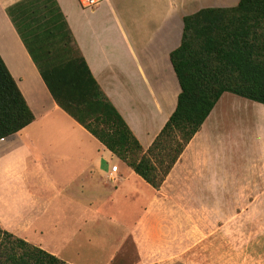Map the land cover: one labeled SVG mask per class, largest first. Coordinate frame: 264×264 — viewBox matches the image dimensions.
<instances>
[{
    "label": "crops",
    "instance_id": "obj_1",
    "mask_svg": "<svg viewBox=\"0 0 264 264\" xmlns=\"http://www.w3.org/2000/svg\"><path fill=\"white\" fill-rule=\"evenodd\" d=\"M228 1L103 0L108 12L84 21L74 11L76 0H0V58L34 116L0 140L1 230L67 264L95 263L81 248L97 232L110 240L111 216L125 218L135 206L124 199L142 196L136 221L117 224L123 228L118 242L136 244L132 230L143 216L173 209L178 200H199L193 208L223 215L230 212L224 200H232V211L240 200L264 196V161L235 160L254 130H261L263 148V105L224 93L153 189L56 104L8 11L23 2H55L93 79L145 154L176 107L180 90L169 55L180 44L183 18L193 14L187 10L239 3ZM250 125L240 143V127ZM150 223L147 230L156 229ZM104 253L110 264L113 254Z\"/></svg>",
    "mask_w": 264,
    "mask_h": 264
},
{
    "label": "trees",
    "instance_id": "obj_2",
    "mask_svg": "<svg viewBox=\"0 0 264 264\" xmlns=\"http://www.w3.org/2000/svg\"><path fill=\"white\" fill-rule=\"evenodd\" d=\"M13 8L11 20L56 104L153 189L224 93L264 106V0H239L232 8H204L183 18L180 44L169 55L180 90L176 107L145 154L93 79L57 6L23 2ZM33 120L0 58V140ZM176 135L181 142L174 153L161 156ZM0 264L67 263L0 229Z\"/></svg>",
    "mask_w": 264,
    "mask_h": 264
},
{
    "label": "rangeland",
    "instance_id": "obj_3",
    "mask_svg": "<svg viewBox=\"0 0 264 264\" xmlns=\"http://www.w3.org/2000/svg\"><path fill=\"white\" fill-rule=\"evenodd\" d=\"M206 3L212 5L215 4V1ZM73 4L78 18L84 21L90 20L101 12L102 14L108 12L107 9H103L101 4L99 5L100 9H97L98 7L82 9L77 0ZM53 5H56L55 2ZM201 9L204 8L193 7L189 8L187 12L194 14L195 11ZM8 11L11 17H14V8L11 7ZM52 12L56 16V11ZM59 13H61L60 10ZM61 15L64 18L62 13ZM36 26L40 27L38 32H41L43 28L41 23H36ZM20 29L33 57L35 56L39 60L35 48L29 42V34L24 32L22 26ZM71 48L73 49L72 46ZM72 52V56L76 58L75 52ZM246 130L252 132L251 125L246 128L240 127V143ZM252 133H249L248 148L246 151L241 148L239 157L235 160L244 163L249 159L259 165L262 160L264 161V146L261 149V130H254ZM180 142V136L176 135V143L168 142V147L161 152V156L167 153L172 155ZM141 197L122 201L135 205L128 208L125 218L120 217L119 212L111 216L113 235L110 240H104L100 232H97L94 233L90 244L83 245L81 250L85 254L90 253L84 258L97 259L95 263L85 264H107V262L103 263L106 259L105 250L107 253L113 254L110 264H139V254H142L144 264H264V196L240 200L239 203H236L233 212L231 211L232 200H224L223 207L230 208L225 209L230 212L223 215L206 214L199 207L193 208V205H198L199 200H178L179 205L174 206L173 209L165 208L160 210L158 214L143 216V219L132 230L136 244L130 238L127 244H120L117 239L118 232L121 231L123 234L124 225L129 227L136 221L138 217L137 206H139ZM189 203L192 205L189 206ZM150 221H153L155 223L153 226H156V229L154 227L152 231L147 230V227L151 226ZM119 223L123 225V228L118 227L117 224Z\"/></svg>",
    "mask_w": 264,
    "mask_h": 264
},
{
    "label": "built area",
    "instance_id": "obj_4",
    "mask_svg": "<svg viewBox=\"0 0 264 264\" xmlns=\"http://www.w3.org/2000/svg\"><path fill=\"white\" fill-rule=\"evenodd\" d=\"M79 2V5L82 9H94L98 7L102 0H77ZM117 167L113 166L111 168V179H113L112 175L113 173H116Z\"/></svg>",
    "mask_w": 264,
    "mask_h": 264
}]
</instances>
